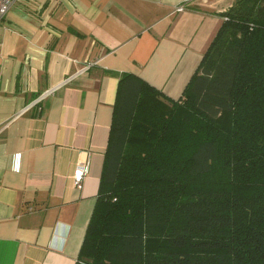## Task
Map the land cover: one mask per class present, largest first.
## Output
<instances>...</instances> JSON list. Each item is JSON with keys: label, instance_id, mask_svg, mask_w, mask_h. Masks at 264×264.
Here are the masks:
<instances>
[{"label": "crops", "instance_id": "1", "mask_svg": "<svg viewBox=\"0 0 264 264\" xmlns=\"http://www.w3.org/2000/svg\"><path fill=\"white\" fill-rule=\"evenodd\" d=\"M234 3L11 6L0 21V264H76L98 199L119 79L134 75L177 100ZM85 163L78 187L72 175Z\"/></svg>", "mask_w": 264, "mask_h": 264}, {"label": "trees", "instance_id": "2", "mask_svg": "<svg viewBox=\"0 0 264 264\" xmlns=\"http://www.w3.org/2000/svg\"><path fill=\"white\" fill-rule=\"evenodd\" d=\"M177 100L118 83L76 264H264V0H235Z\"/></svg>", "mask_w": 264, "mask_h": 264}, {"label": "built area", "instance_id": "3", "mask_svg": "<svg viewBox=\"0 0 264 264\" xmlns=\"http://www.w3.org/2000/svg\"><path fill=\"white\" fill-rule=\"evenodd\" d=\"M17 0H0V21L5 17V15L7 14V12L9 11V9L11 8V6L16 2ZM189 0H186V2ZM185 9V6L181 5L179 7H177L173 13L175 12H181ZM70 80V78L66 79L64 83L68 82ZM50 94V92H45L41 98H39V100L47 97ZM0 131H2V128L0 129ZM88 172V166L87 163L85 164H80L78 166H76V168L74 169L72 178L74 181V184L76 186H80L84 177L86 176Z\"/></svg>", "mask_w": 264, "mask_h": 264}]
</instances>
